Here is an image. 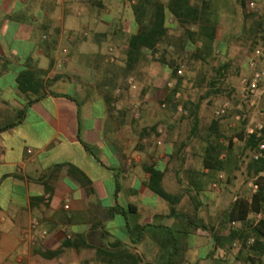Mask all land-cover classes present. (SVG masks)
<instances>
[{"label": "crops", "instance_id": "crops-1", "mask_svg": "<svg viewBox=\"0 0 264 264\" xmlns=\"http://www.w3.org/2000/svg\"><path fill=\"white\" fill-rule=\"evenodd\" d=\"M255 1L257 9L264 4ZM222 10L217 47L221 23L231 21ZM167 22L175 28L170 16ZM135 31L127 0H0V127L32 99L19 122L0 130V264H107L111 258L99 251L112 253L116 243L137 254L139 264H224L212 253L216 226L205 220L218 206V192L203 180L194 150L167 141L161 147L146 126L148 112L146 120H132L105 100L107 45L124 54ZM22 70L42 72L40 96L19 92ZM150 165L177 199L175 214L148 189ZM185 215L195 216L197 226ZM32 219L47 231L34 245L20 239ZM128 224L150 226L133 242Z\"/></svg>", "mask_w": 264, "mask_h": 264}, {"label": "trees", "instance_id": "trees-1", "mask_svg": "<svg viewBox=\"0 0 264 264\" xmlns=\"http://www.w3.org/2000/svg\"><path fill=\"white\" fill-rule=\"evenodd\" d=\"M129 1L127 0L128 3ZM249 1L237 0L236 2L243 17L241 35L252 41L253 48L260 43V32L264 25V17H259L258 19L255 18L256 13L247 12V4ZM219 3L220 0H135L134 3L130 4L136 31L127 39L124 52V64L118 68L120 69L118 76L114 71L111 76H106L100 83L104 87L105 100L110 110L113 111L112 94L119 84V77L123 78V80L126 79L137 68L149 61L164 66L168 71L169 79L174 81L170 89V94H168L165 101L169 103L168 107L175 110L178 102H174V94L181 89V82L183 80L182 75L177 74V71L182 65L177 62V58H180L184 52H189V60L202 63L207 62L213 57L217 49L216 31ZM169 16L176 23L175 28L168 25L167 19ZM170 28L174 29V34L169 33ZM226 68L227 64L223 63L215 72L221 76L223 74L222 71L226 70ZM40 75H42L40 71H20L16 77L19 92L22 94H28L29 92L36 93L37 96H40L37 92L38 87L43 86L42 80H39ZM204 81L205 78L203 76ZM208 84L214 86L215 79L212 78V81H209ZM210 93L212 92L207 91L206 95ZM31 102L32 99L25 104L24 108L16 111L15 119L8 125L0 127V130L9 128L19 122L24 115L25 107ZM182 106L188 112V115L195 117L196 121L199 104L184 101ZM225 116L223 115L217 119H213L209 123L207 134L203 140L205 145L202 150L201 163L202 168L206 170V173L203 174V180L208 182L214 181L218 173H224L229 177L232 173L231 168H229V163L235 162V158L231 153L232 137L228 138V143H222V135L218 128V121ZM245 125L246 121L239 123L236 132L232 136H235L237 140L243 142L246 149L251 152L258 142V139L254 135L247 136L244 134ZM154 130H156V127ZM184 144H182V147ZM222 153H224V156L221 158L220 155ZM263 169L264 160H254L250 156L245 165V174L251 179ZM145 170L149 174L147 182L148 189L167 201L171 207V214H175V208L172 205L177 202V199L163 189L161 185L163 172L153 165L146 167ZM256 182L258 188L254 193L249 196H237L225 211L224 217L219 223L220 228L212 236L215 247L212 251L213 254L218 247L227 248L235 238L242 239L243 245L246 247L245 241L249 237H253L254 242L246 247L244 260L249 261L250 264H262L261 258L264 254V219L259 220L254 226L248 223L249 230L244 228V230L240 231L239 229L232 228L230 225L231 221H238L245 225L247 222L246 218L250 213L264 212V179L259 178ZM196 210L197 207H194V212ZM117 211L121 214L125 213L120 207ZM185 217L188 218L190 226L195 227L199 223V220L195 216L185 215ZM149 226L128 224L131 241H135L133 238L135 234L138 236L143 235L147 231L146 227ZM160 228L164 233L173 235L176 232L179 234V232L172 229H165L162 226ZM113 248H116V250L112 253L99 251L101 256L107 255L111 258L107 264H139L141 262V258L137 254L130 252L128 249H120L119 244L116 243L113 245ZM241 257L242 252L237 255L238 259ZM220 261L224 262L222 260ZM143 264L153 263L146 262Z\"/></svg>", "mask_w": 264, "mask_h": 264}, {"label": "rangeland", "instance_id": "rangeland-1", "mask_svg": "<svg viewBox=\"0 0 264 264\" xmlns=\"http://www.w3.org/2000/svg\"><path fill=\"white\" fill-rule=\"evenodd\" d=\"M250 1L255 2V8L249 12L256 13L255 18L264 17V4L260 9H257L256 1ZM218 9L229 12L231 14V21L228 20L226 22L223 20L221 23V29H224L221 32L223 45L216 47L217 49L213 57L207 62L202 63L189 60V52H184L180 58H177V62L182 64L181 68L183 72L181 75L183 80L181 82V89L179 90L180 96L177 100L174 98L173 100L174 102L177 101V105L181 106L184 101L198 103L196 121L194 116L188 115L183 106L182 109L185 113L168 107L169 103H167L165 108L160 106L166 100L168 94H170L171 87L166 85L169 75L165 73L164 69H160V65L156 62L149 61L145 63L129 76L136 82L134 89H130L126 83V79L129 77L124 80L119 77V84L112 94L114 112H119L120 110L127 111L128 118L136 121H141L142 117L145 119V113L148 112L152 117V121L146 125L150 131L157 135L154 128H163V134L158 137L161 141L160 146L162 147L163 143L167 141L173 143L175 148L180 145V148L183 149L182 144L185 143L194 150L191 157L193 161H201L202 150L205 145L203 140L207 134V127L215 119L213 116L214 110L224 99L229 100L231 108L226 116L218 121V128L222 135L221 141L226 144L228 143V138L235 137L232 135H234L239 125L235 123L234 117L237 114L236 105L240 89V79L248 74L249 70L246 67V62L256 48H252V41L250 39L241 35L240 25L242 24L243 17L237 2L235 0H220ZM226 29H229V32ZM108 47H112L113 52L115 51L114 61L104 60L101 68L105 70L107 76H111L114 71L118 76L120 72L118 68L124 64V54L119 49H116L113 43L107 45ZM223 63L227 64V68L219 76L215 70ZM203 76L205 78L204 82ZM212 78L215 79L214 86L208 84L209 81H212ZM207 91H211L212 93L206 95ZM259 95L255 106L250 110L249 118L247 119L249 125H256L260 122L264 125V118L260 115V112L264 110V91ZM136 103H139L137 106L138 118L134 117ZM116 106L120 108L116 109ZM153 121L155 122L153 123ZM142 123L144 124L143 121ZM233 123H235V126H232ZM200 146L202 147L201 151ZM231 153L236 163H229L232 173L229 177L224 174L225 180L221 183L220 190L217 191L219 196L218 206L216 205V208L212 211L210 209L211 216L205 219L207 223L216 226L215 231L220 228L219 223L223 219L225 211L232 203V196L235 194L237 196L250 195V188L248 186L250 179L245 174V165L251 156V152L246 149L243 142L236 140L232 141ZM243 227L249 230L248 223L243 225ZM240 240L242 241L240 249L231 253L227 260H222L224 264H233L235 261L245 262L244 253L247 249L246 247L249 245L245 241L246 247H244L243 240ZM240 252H242V257L238 259L237 255Z\"/></svg>", "mask_w": 264, "mask_h": 264}, {"label": "built area", "instance_id": "built-area-1", "mask_svg": "<svg viewBox=\"0 0 264 264\" xmlns=\"http://www.w3.org/2000/svg\"><path fill=\"white\" fill-rule=\"evenodd\" d=\"M83 2H86L87 0H82ZM135 0H130V3H134ZM255 8V2L249 1L247 4V12L251 11ZM84 36L87 35V32L85 31L83 33ZM260 43L256 46L254 51L252 52L251 56L247 59L246 67L248 68L249 72L247 75H244L240 79V89L238 93V101L236 105L237 114L234 117L235 123H241L243 121H246V125L244 128V134L247 136L254 135L256 139H258V142L256 143L255 147L251 151V157L254 160H264V125L260 122L256 125H249L247 119L249 118L250 110L255 106L257 98H259V94H261L264 91V25L260 32ZM108 60L110 62L114 61L113 56V50L112 48H109V57ZM182 68L180 67L177 71L178 75L182 74ZM126 83L130 87H134V81L131 77L126 79ZM166 85L168 87L173 86V81L168 80L166 82ZM180 96L179 92H176L174 94V99L177 100ZM139 103L135 104L136 110L134 113V117L138 118L139 113L137 111V106ZM162 108H165L167 106V102L163 101L160 105ZM231 108V103L229 100L224 99L222 100L217 108L214 110L213 116L215 119L226 115ZM177 111L185 113L183 111L181 105L176 106ZM260 115L262 118H264V110L260 112ZM235 123L232 124V126H235ZM163 128L158 127L156 129V133L158 137H160L163 134ZM237 138L233 137L232 141H236ZM157 144H160L161 141L158 138L156 141ZM28 153L31 152L30 149L27 150ZM224 156V153L220 155L222 158ZM259 178L264 179V169L257 173L255 176H253L249 182L248 186L250 188V195L254 193L257 188V180ZM225 180L224 173H218L215 180L211 183V188L215 191L220 190L221 183ZM236 198V197H235ZM235 200V199H234ZM65 209H68L67 205H64ZM264 209V204H263ZM264 219V212H252L250 213L246 218V223H250L251 226H254L258 223L259 220ZM231 226L234 229H239L240 231L244 230L243 225H241L238 221H231ZM47 235V231L45 229H42L39 227V222L36 219H32L29 226L20 233V239L23 241H27L29 244L34 245L42 241ZM254 242V238L250 237L246 240L247 245H251ZM242 245V241L240 238H235L230 242V245L227 248L218 247L215 250L216 257L220 260H227L231 253L236 252L240 249ZM261 263L264 264V254L261 258ZM233 264H250L249 261H235Z\"/></svg>", "mask_w": 264, "mask_h": 264}]
</instances>
